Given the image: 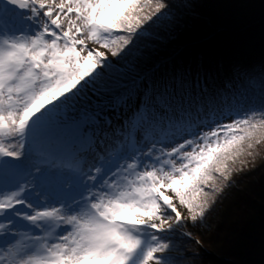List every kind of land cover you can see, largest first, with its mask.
I'll list each match as a JSON object with an SVG mask.
<instances>
[{
	"label": "snow or ice",
	"instance_id": "snow-or-ice-1",
	"mask_svg": "<svg viewBox=\"0 0 264 264\" xmlns=\"http://www.w3.org/2000/svg\"><path fill=\"white\" fill-rule=\"evenodd\" d=\"M204 7L0 0V264H184L203 245L264 143V48L251 62Z\"/></svg>",
	"mask_w": 264,
	"mask_h": 264
},
{
	"label": "trees",
	"instance_id": "trees-1",
	"mask_svg": "<svg viewBox=\"0 0 264 264\" xmlns=\"http://www.w3.org/2000/svg\"><path fill=\"white\" fill-rule=\"evenodd\" d=\"M199 1H202L200 4L205 6L202 10L208 16L214 18L217 25H219L218 31L223 29V32H219V39L226 42L242 43L252 53L250 57L251 62L259 63L261 60V49L264 48V16L260 17V14L264 11V0H246V2L245 0L243 2H240L242 0H233L229 6V8H233L230 13L238 11V13H240V18L246 14L242 22H239L240 18H233V22L228 21L226 18L222 19L220 17L222 16L221 8L224 5L218 9L219 11L217 13V11L212 8V1ZM249 4H251L250 8ZM224 10L225 8H223V11ZM248 12L251 13L250 16ZM246 24L250 25L245 26ZM245 156L246 155H243L240 158H246ZM249 157H252V155ZM257 163L260 164V161L255 158L254 165H257ZM255 169L256 168L253 170ZM236 175L235 173L233 174V179L236 181V186L232 189L233 194L229 200L225 201V204L221 206V211H224L226 208L229 210L230 206L227 204V207L226 202H230L235 192H237V197L234 200L235 203L238 204L236 206L237 208L234 210V218H232L229 224L230 229L227 232H229V235L232 237L234 235V239L239 236V238L235 240L239 239L238 245L241 247L232 251L227 250L228 258L230 259L225 258L214 249V246L210 243L212 238L209 233L214 231V225L206 230L193 229L197 234L195 239L202 240L203 245L201 246L194 243L187 244V251L191 253V255H189L184 264H213L212 259H214L216 264L218 261L219 264H225L226 262H228L227 264H229V262L230 264H264V173L259 172L256 176L257 178L252 179L253 181L250 182L246 188L239 185L240 180L238 179V175ZM243 218L246 219L245 222L240 223L238 220H244ZM201 232H203V235L200 234ZM234 239L232 242H234Z\"/></svg>",
	"mask_w": 264,
	"mask_h": 264
},
{
	"label": "rangeland",
	"instance_id": "rangeland-1",
	"mask_svg": "<svg viewBox=\"0 0 264 264\" xmlns=\"http://www.w3.org/2000/svg\"><path fill=\"white\" fill-rule=\"evenodd\" d=\"M208 1H212V8L213 10L215 9V11H217L218 13V9L220 7L222 9V13L220 16L222 19H227L228 21L233 22L234 20H232L233 18H240V13H238V11H234L232 13H230V11L233 10L232 7L229 8V6L231 5L230 3H232L233 0H208ZM236 1V0H235ZM244 0L240 1L243 2ZM198 3H201L202 1L197 0ZM246 2V0H245ZM236 3V2H234ZM236 5V4H235ZM239 5V4H237ZM251 4H249V8H250ZM263 6V5H262ZM223 8H225V10L223 11ZM249 16H250V12H248ZM237 15V16H235ZM246 17V14L243 15L240 19L239 22H242V20ZM225 30V29H224ZM223 32V29H220L218 32ZM252 157L249 156H245L246 158L242 157L240 158L235 167L236 168H242V171H238L235 174L238 175V179L240 180L239 185H241V187L246 188L248 186V184H250V182H252V179L257 178L256 176L258 175L259 172L264 173V143H261L259 145H257L253 150H252ZM258 159V161H260V164L257 163V165H254V159ZM241 161H243V163H241ZM259 164V165H258ZM257 166V167H256ZM254 168H256L255 170H253ZM253 170V171H252ZM240 173V174H239ZM236 175V176H237ZM242 188V189H243ZM241 189V188H240ZM237 197V192H235V195L233 197L232 200H230V202H226V206L228 204V206H230L229 210L224 209V211H220L217 215H215L212 220H211V224L212 226L214 225V231H211V233H209L211 235L212 240L210 241V243L214 246L213 248L216 249L221 255H223V257L228 258V252L235 250L241 246H239L238 244V240H235L236 238H239V236H237L235 239L229 235V229H230V223L232 221V218H234V210L235 208H237V204L235 203V198ZM234 200V201H233ZM227 206V207H228ZM239 219L238 221L240 223H244L245 222V218ZM208 236V235H207ZM234 239V242H232V240ZM214 252V251H213ZM214 256V255H212ZM230 259V258H228ZM213 260V264H216L214 259ZM226 260V259H225ZM226 262V261H225ZM228 262H226L225 264H227ZM219 264V261L218 263ZM230 264V262H229Z\"/></svg>",
	"mask_w": 264,
	"mask_h": 264
},
{
	"label": "water",
	"instance_id": "water-1",
	"mask_svg": "<svg viewBox=\"0 0 264 264\" xmlns=\"http://www.w3.org/2000/svg\"><path fill=\"white\" fill-rule=\"evenodd\" d=\"M264 16V11L260 14V17H263ZM258 21V20H257ZM256 22V21H255ZM255 22H253V23H255ZM252 24V23H251ZM248 25H250V24H246L245 26H248Z\"/></svg>",
	"mask_w": 264,
	"mask_h": 264
}]
</instances>
